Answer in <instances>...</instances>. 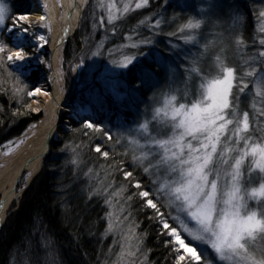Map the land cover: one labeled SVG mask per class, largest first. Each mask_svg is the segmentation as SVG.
Listing matches in <instances>:
<instances>
[{
	"label": "snow or ice",
	"instance_id": "6c2138e0",
	"mask_svg": "<svg viewBox=\"0 0 264 264\" xmlns=\"http://www.w3.org/2000/svg\"><path fill=\"white\" fill-rule=\"evenodd\" d=\"M164 3L172 7L167 0ZM149 4L150 0H96L101 11L99 24L111 25L115 32L129 13ZM43 7L46 10L47 4ZM177 7L183 5L177 3ZM215 7L210 5L213 11ZM260 15L264 17V12ZM38 19L45 21L44 26L50 30L46 15ZM162 20L156 19L153 27L160 28ZM230 20L229 29L214 31L211 38L204 35L205 27H221L212 12L205 18L185 17L177 30L169 33L199 50L184 56L187 65H177L182 71L170 75L168 90L153 97L160 106L152 108L151 119L116 138L117 142L126 140L127 149L121 157H128L148 184L118 162L115 171L124 178L119 184L111 179L113 171L103 165V177L91 168L86 173L98 180L92 195L103 196L112 209L107 213V231L119 233L122 239L116 264H135L132 258L138 259L143 251L147 233L139 232V223L132 219L129 207L134 199L141 201L142 209L152 211L149 219L158 224L159 234L168 238L165 246L170 248L174 264H214L206 251L228 264H264V38L259 39L261 48L255 53L247 51L244 35L237 27L239 10ZM145 23L144 19L138 21L139 25ZM260 32L264 33V27ZM46 44L45 36L33 30L27 11L14 13L5 0H0V91L10 93L21 103L25 97L49 95L40 86L28 90L21 79L34 71L33 59L37 62L36 72L40 71L39 65L51 68L36 54ZM153 44L145 38L124 45L137 51L111 60L115 68L124 70L120 75H127L136 88L151 78L155 65L161 62L154 56L151 64L137 63L140 55H148L141 45ZM101 48L97 47L91 56H101ZM83 67L81 57L75 69ZM57 79L62 81L64 74L58 73ZM177 79L183 87L177 86ZM246 91L252 92L247 102L241 99ZM71 115L79 118L80 110L73 108ZM86 130L113 139L88 118L82 121L81 129H74L84 135L88 134ZM49 134H57L55 126L49 128ZM78 148L71 147L74 165L80 163ZM95 152L106 161L110 159L109 152L99 146ZM129 188L135 191L130 193Z\"/></svg>",
	"mask_w": 264,
	"mask_h": 264
},
{
	"label": "trees",
	"instance_id": "16d2710c",
	"mask_svg": "<svg viewBox=\"0 0 264 264\" xmlns=\"http://www.w3.org/2000/svg\"><path fill=\"white\" fill-rule=\"evenodd\" d=\"M261 1L238 0L237 2L246 19L243 35L248 46H251V36L255 32L253 14L257 13ZM8 2L14 13L28 9L24 4L20 5L22 0H8ZM163 2L164 0L150 2L142 11L129 13L127 19L117 24L115 32L112 30L108 38L102 37L95 44H91L92 30L86 23H81L80 33L73 39L74 44L78 45L80 40H85L90 51L95 50L96 45L97 47L102 45V55L98 58L102 64L105 47L108 51L122 46L125 37L129 36L138 37L137 41L145 38L153 40L154 44L148 46L147 52L150 54L159 52L164 55L166 46L175 41L173 39L175 36L169 33L176 31L185 17H191L192 11L177 7L175 1H168L172 7L165 5L166 7L163 8ZM224 2L229 4L227 0ZM89 3L91 5L92 0ZM90 5L83 16L90 12ZM159 17H163V24L160 28L151 30L149 23L154 24ZM141 19L146 21L144 25L138 24ZM150 54L147 58L143 57L138 65L151 64L153 58ZM155 69L151 78L139 88L134 86L127 75L124 76L125 83L134 93L140 110L146 102L164 91L169 84L167 79L169 74L162 65H155ZM83 78L82 75L80 86L82 88L70 97V101L72 104L81 103L84 107L89 106L92 114L87 118L102 126L113 139L108 140L99 133L92 134L91 130H86L87 135L81 131H74L82 127V123H75L68 132L62 134L58 142H53L48 155L43 160L40 173L23 193L18 208L10 213L0 229V264H109L110 243L104 237L106 205L102 196L92 195L94 188L98 186V180L86 173L91 168L103 177L104 172L101 169L103 165L105 169L113 171L111 179L119 184L124 178L120 172L115 171V164L118 162L123 169L134 171L138 179L148 184V179L134 168L129 158L121 157L127 145L123 140L119 142L116 140L128 130V126L129 129L133 128L129 123V119H132L129 113L131 110L121 107L109 96L105 97L96 86L88 89ZM21 79L28 85V90L37 87V76L28 75L27 78ZM92 92L96 98L91 101ZM31 101V97H25L24 102L21 103L12 98L10 93L0 91V149L8 142L22 137L40 121L41 116L34 114L28 107ZM65 145H69V148L65 149ZM76 145H79L77 149L80 153L79 165L71 163L74 158L71 147ZM97 146L101 147L102 151L109 152L108 161L100 153L95 152ZM134 191L135 189L129 188L130 193ZM131 211L140 225L138 231L147 233L143 244L147 264H174L170 248L165 246L168 238L160 235L158 224L149 219L152 211L142 209L141 201L138 199L131 202Z\"/></svg>",
	"mask_w": 264,
	"mask_h": 264
},
{
	"label": "rangeland",
	"instance_id": "374dc122",
	"mask_svg": "<svg viewBox=\"0 0 264 264\" xmlns=\"http://www.w3.org/2000/svg\"><path fill=\"white\" fill-rule=\"evenodd\" d=\"M40 1H42L44 5L46 4L45 0H40ZM160 1L161 0H150V2H160ZM168 1H175L176 4L179 3L180 5H183V7H180L181 9H187L192 11V16H196L197 18H205L210 12H212L213 18L214 19L218 18L221 27L216 29H213L211 27H205L204 33L206 32L205 36H207L208 38H211V35L214 31H226L227 29H229L232 26L230 17L233 16L237 10H239V13L241 14V20L240 23L237 25V27L239 31H241L242 33L245 29L246 19L243 15V12L240 10L237 4L238 0H227L229 4L225 3L224 2L225 0H177V1L167 0V3H169ZM5 2L8 5L10 4L8 0H5ZM89 2L90 0H88L87 4L84 3V8L85 6L88 7V5H90ZM261 2L262 3L259 5L257 9V13L253 14V21L255 22V32L251 36V40H252L251 46H248L247 49V51L252 53H255L257 49L261 48V46L259 45V39L264 38V33L260 32V28L264 27V17L260 15L261 12H264V0H262ZM133 3H135V0H133ZM244 3L246 2L244 1ZM23 4L24 7L28 8L27 12L30 14L33 9V2L31 0H22V2H20V5L22 6ZM212 4L216 5L214 11L210 9V5ZM165 5L167 4L163 2L162 7L165 8L166 7ZM146 7H144L143 9H145ZM89 8H90L89 9L90 12H88L86 16L83 15L81 16V21L79 23V26L75 34L72 35L65 44H63L59 52L58 73L62 72L64 74V79L61 81L62 93L67 97L68 100V95H70V93L73 92L75 88H77L76 90L77 92L80 91V89L82 88L80 87L82 83L81 76L83 75L84 77L83 81L86 83L85 85L88 89H91L93 86H96L102 91L105 97L109 96L110 98H112L113 101H115L121 107L129 108L131 110L129 111V113L131 114L132 119H129V123L133 126V128L130 129H136L138 128L140 123H143L145 119H151L152 108L154 106L158 107L160 105L156 104L154 100L151 99L149 102H146L140 110L139 106L137 105L136 97L134 93L128 88V86L125 83L124 80L125 75L124 76L120 75L121 72L124 70L115 68L111 64V60L113 58H122V54L135 53L137 51L136 49L125 48L124 45H128L130 43H138L140 41H137L138 37L136 36H132L131 40H129L128 37H125L124 44L122 46H118L116 48L114 47L112 49H109L108 51H107V47H105L104 49L105 54L104 57H102L104 59V63L102 64L101 60H98L99 57L91 56V52L95 51L98 45H96L95 50L92 49V51H90L85 40H80V44L78 45H75L73 41L75 36L78 33H80L81 23L84 24L86 23L87 27L89 26V28L92 30L91 32L93 34H91L90 36L92 40V42L90 40L91 44H95L97 41H100L102 37L103 39H105L106 37L108 38L112 31L111 25L99 24L98 17L100 16L101 11L99 8L96 7V0H92V3ZM143 9L135 10L133 12L142 11ZM160 18L161 17H159V19ZM94 24H96L97 26L93 27ZM162 24H163V20H162ZM153 25L154 24L152 23H149L148 25L151 30L152 29L154 30ZM156 29L157 28H155V30ZM34 31H36L38 35L45 36V38L48 40V44H46L44 48L38 49L36 54L40 57L41 60L50 63L51 29L49 30V28L45 27L44 30H34ZM173 39H175V41H172L171 45L166 46V54L164 55H161L159 52H154L150 54V52H147L148 46L141 45L143 52L147 53L148 55L147 56L140 55L137 63H139L143 57L147 58L150 54L152 58L154 56L160 58L161 62L159 64H161L162 67L166 70V72H168L169 77L170 75H172L173 71L179 73L180 71H182V68H177V65H184V66L187 65V61L183 59L184 56L189 55V53L195 54L199 49L198 47L193 45H185L184 42L178 38V36H175V38ZM33 43L35 45L36 42ZM173 45H176L178 47L173 48L172 47ZM153 48H155V45L153 46ZM251 49L252 51H250ZM109 52L114 53V56H110ZM164 56H168L169 58L164 59ZM81 57L85 58L84 67L80 69H75V65ZM32 64L34 71L29 75H35L38 77L37 86H39L40 81L44 76V74H51L52 71L51 68L49 69L46 66V64H44V65H39L40 71L36 72L35 68L37 66V62L35 59L32 60ZM169 77L167 79L170 84ZM169 84L167 87H165L164 91L162 92H166L168 90ZM177 86L183 87V85L180 84L179 79H177ZM92 94L93 92L90 94L91 96H93L90 99L91 101L96 98V96ZM159 94H157L156 96L159 97ZM251 96H252V92L246 91V94L243 95L241 99L247 102L251 99ZM31 100L32 101L30 103V109L34 112V114L40 115L41 116L40 120H42L47 114L46 110L43 108L44 104L42 102L39 103L36 102L35 97H31ZM67 100L65 103H63L62 107H66L65 104H67ZM137 100L139 101L138 96H137ZM73 105L76 106L77 108L80 107L82 109L84 113V119L87 118L88 115L92 114V110L90 109L89 106L84 107L83 105H81V103L80 104L73 103ZM78 123H82V122H77V124ZM36 127L37 124L32 126L22 137L17 138L11 142H8L0 149V172L12 159V157L16 155V153L21 149V147H23V145L25 144L27 139L31 136V134H34L36 132ZM127 128L128 130L124 131L119 136L126 135L130 130L129 126ZM62 134H64V132ZM61 136L59 137L58 140H55L53 142H58ZM121 140H123V142L127 145L126 140L124 139ZM21 141H23V143H21ZM26 177L27 175H25L20 179L15 190L14 202L10 207V209L7 211L6 215H8V213L10 212L11 208L14 207V205L18 204V199L21 196V191L27 186ZM0 199H1V194H0ZM109 211H112V209H110L108 205H106V216H105L106 234L104 237L108 239L110 243L111 255H110L109 264H116L122 239L119 233L107 231V226H108L107 213ZM129 211H131V203H130ZM132 219H134L133 214H132ZM203 249L204 246L201 245V250ZM205 255H208L210 258H212L214 264H228L227 261H220L217 257L214 256V254L210 252L206 251ZM132 259H134L135 264H147V255L144 249L142 251V254H138V259L136 258H132Z\"/></svg>",
	"mask_w": 264,
	"mask_h": 264
},
{
	"label": "bare ground",
	"instance_id": "6f19581e",
	"mask_svg": "<svg viewBox=\"0 0 264 264\" xmlns=\"http://www.w3.org/2000/svg\"><path fill=\"white\" fill-rule=\"evenodd\" d=\"M33 9L30 19L34 30H44L45 21H39V16L46 15L50 25V64L51 74H44L39 86L49 93H41L35 97L36 102H42L46 116L37 123L36 132L31 134L23 147L7 163L0 172V226L4 222L7 211L15 199V189L23 174L36 175L40 170L49 145L58 140L63 132H67L77 122L84 120V113L80 107H62L67 97L62 93L61 81H58V56L65 41L75 34L84 9V0H31ZM84 15V14H83ZM69 98V96H68ZM80 110L79 118H73L72 109ZM55 126L56 135L49 134V128Z\"/></svg>",
	"mask_w": 264,
	"mask_h": 264
},
{
	"label": "water",
	"instance_id": "95a60500",
	"mask_svg": "<svg viewBox=\"0 0 264 264\" xmlns=\"http://www.w3.org/2000/svg\"><path fill=\"white\" fill-rule=\"evenodd\" d=\"M65 106L68 107L67 104H65ZM64 133H65V132H64Z\"/></svg>",
	"mask_w": 264,
	"mask_h": 264
}]
</instances>
